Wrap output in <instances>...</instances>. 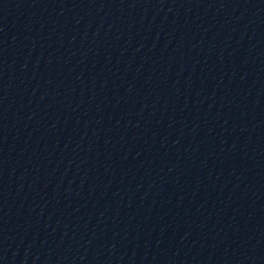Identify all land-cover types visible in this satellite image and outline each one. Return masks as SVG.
<instances>
[{
    "label": "water",
    "instance_id": "obj_1",
    "mask_svg": "<svg viewBox=\"0 0 264 264\" xmlns=\"http://www.w3.org/2000/svg\"><path fill=\"white\" fill-rule=\"evenodd\" d=\"M0 264H264V0H0Z\"/></svg>",
    "mask_w": 264,
    "mask_h": 264
}]
</instances>
